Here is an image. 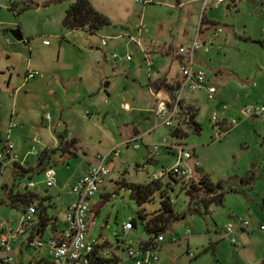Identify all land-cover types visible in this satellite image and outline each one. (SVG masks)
Masks as SVG:
<instances>
[{
  "label": "rangeland",
  "instance_id": "374dc122",
  "mask_svg": "<svg viewBox=\"0 0 264 264\" xmlns=\"http://www.w3.org/2000/svg\"><path fill=\"white\" fill-rule=\"evenodd\" d=\"M72 1L0 0V64L8 63L15 81L13 92L0 88V148L12 143L24 164L35 168L42 149L34 137L52 145V131L54 137L71 133L77 140L74 156L50 152L45 168L55 173L51 187L45 185L42 170L16 176L14 184L11 166L2 170L0 218L13 228L22 208L8 204L5 184L50 196L43 203L62 228L66 203L73 199L69 185L88 167L87 161L117 149V155L106 159L111 168L107 181L90 199L86 238L104 244L103 251L129 264L126 247H137L148 238L138 212L153 214L159 198L155 194L152 202L138 206L117 179L150 181L154 173L173 165L175 155L169 147L180 145L193 156L184 162L187 175L174 180L170 194L174 211L186 216L163 233L153 264H259L264 259V232L259 229L264 226V122L247 118L243 109L264 103V0L220 4L209 0L205 6L204 0H89L109 21L92 34L63 29L62 19ZM11 29H19L28 42L17 41ZM196 37L201 49L195 53V67L216 88L215 98L207 100L199 89L184 92L177 116L166 126L156 116L150 84L163 78L174 84L180 78L176 51ZM101 38L105 46L100 45ZM13 46L17 48L9 61L6 51ZM167 48L172 51L167 53ZM28 68L39 71L41 78L25 81ZM189 111L195 112L199 131L182 121ZM175 129L178 133H173ZM163 140L166 145H160ZM135 143L138 149L133 148ZM155 145L157 153L151 150ZM33 148L38 149L36 154L30 153ZM253 161L260 167L259 179L245 174ZM198 168L212 182H221L224 198L207 211L200 205V212L191 213L186 189L197 182ZM132 219L136 226L124 233L122 227ZM237 219L247 220L250 229H235L230 237H222L223 228H234ZM50 232L51 224L44 239ZM37 250L25 248L24 262ZM40 252L47 255L44 248Z\"/></svg>",
  "mask_w": 264,
  "mask_h": 264
},
{
  "label": "built area",
  "instance_id": "2783aa9c",
  "mask_svg": "<svg viewBox=\"0 0 264 264\" xmlns=\"http://www.w3.org/2000/svg\"><path fill=\"white\" fill-rule=\"evenodd\" d=\"M139 1L140 0H136ZM224 0H215V4L223 3ZM209 3V0H204L203 5ZM218 29L217 32H220ZM44 44H48L47 40H43ZM107 44L104 38H101L100 45ZM201 49V44L197 37L193 42L187 46H180L176 54L178 56L180 79L174 85L170 92H153L156 100L155 113L158 118L166 126H171V120L177 116L178 108L182 104V95L184 92L192 93L196 90L203 89L207 100H213L216 95V88L209 84L206 73L195 67V53ZM207 51V48L204 49ZM146 64L148 67L152 66V61L145 53ZM113 59L117 58L116 54L112 55ZM42 74L37 70H27L25 74L26 79L41 77ZM127 104L124 109H128ZM243 114L247 118H258L264 122V103L256 107H246L243 109ZM47 119L49 115H47ZM212 120L216 121V116L213 114ZM183 122H191L189 114L182 120ZM35 144H39L40 140L37 137L33 138ZM130 142V141H129ZM160 145H166V140H163ZM138 143L133 145L134 149H138ZM158 145L151 148L153 152L157 153ZM175 155V162L169 168H164L151 176V180L162 179L165 177L184 178L187 175V169L184 162L192 158L193 153L180 145H172L169 147ZM37 148H33L30 153L36 154ZM117 155L118 150L112 149L107 154L95 156L94 161L89 163L85 173L79 177L74 184L69 185L70 193L75 197L65 209L63 224L64 226L57 229L53 223L48 222L42 227L40 225L39 211L35 203H31L21 210L19 220L15 227H11L9 222L0 218V263L1 264H16L13 253V245L18 242H23L26 247H33L35 250L44 248L47 252V260L41 264H92L96 257H101L105 260L103 264H112L110 260L114 257L109 252L99 250V254H94L96 245L94 241H88L86 238L87 232V214L90 210V199L101 187L105 184L111 168L106 163L108 155ZM0 163L3 167L18 163L24 166V159H20L18 154L14 151V146L10 142H6L0 148ZM198 166V162H194V167ZM45 185L51 187L55 184V173L50 167L44 168ZM33 186L32 183L29 184ZM2 184L0 183V190ZM174 201L172 200V203ZM51 224V232L49 236L44 239V233L47 226ZM133 228L131 220L126 222L122 227L124 233H127ZM235 229L247 230L250 229L249 222L244 219H237V224L234 228L225 226L223 228L222 237H230ZM259 229L264 232V226L260 225ZM164 240L163 235L157 237V243ZM233 243L234 238H229ZM156 247H132L128 245L125 249L127 259L131 264H153L158 261Z\"/></svg>",
  "mask_w": 264,
  "mask_h": 264
},
{
  "label": "trees",
  "instance_id": "16d2710c",
  "mask_svg": "<svg viewBox=\"0 0 264 264\" xmlns=\"http://www.w3.org/2000/svg\"><path fill=\"white\" fill-rule=\"evenodd\" d=\"M37 6V5H36ZM30 7V4H26L25 8ZM13 9V5L12 8ZM109 21L103 14L96 11L90 4L89 0H73L65 11L62 19V27L65 30L85 29L89 33H95L101 27L108 25ZM151 88L156 92L159 89H165L170 91L174 88L173 84H168L165 80L157 79L151 84ZM195 112L189 111L191 122L194 124L195 130L199 131L200 126L195 123ZM228 131V128L226 129ZM179 129H175L173 133H178ZM57 139V146L55 149H45L39 156L35 168L24 167L18 163L10 164L12 168V179L16 176L24 177L26 175H32L35 171H39L45 168V164L50 159L51 151H60L63 156L76 155L77 140L73 138H67L63 132L55 133ZM199 174L198 180L195 183H191L186 189V194L189 198L188 211L191 213L200 212V205H202L205 211L208 210L210 205H220L223 202L224 192L221 182H212L208 174L198 168ZM176 178L171 176L166 178V181L162 179L150 180L146 183H135L131 181H125L121 179L118 181L120 188H124L129 191L130 197L136 202L138 206H142L145 203L152 202L154 195L157 194L159 198L158 207L153 214H146L143 210L138 212V216L141 219L144 230L148 235V238L141 241L139 246L143 247H156L157 237L163 235L173 221L183 219L186 213H176L173 209V203L170 192L173 190V184ZM48 197H40L35 192L25 188L23 191L13 190V187L7 190L6 200L12 207L21 208V210L31 203H35L39 211L40 225L44 227L52 219L47 212V207L43 201ZM132 226H136V221L131 220ZM104 244L97 246L94 254H99V250H103ZM112 264H115V259L110 260ZM105 260L101 257H96L92 264H103ZM264 264V259L259 263Z\"/></svg>",
  "mask_w": 264,
  "mask_h": 264
},
{
  "label": "crops",
  "instance_id": "0c3cea01",
  "mask_svg": "<svg viewBox=\"0 0 264 264\" xmlns=\"http://www.w3.org/2000/svg\"><path fill=\"white\" fill-rule=\"evenodd\" d=\"M23 37V36H22ZM23 40H25V41H27L28 42V40L26 39V38H24L23 37ZM45 45H48V44H45ZM16 48H17V46H15ZM14 46L13 47H9V49L6 51V53H7V58H8V60L10 61V58H11V54H13L14 53V48H15ZM167 47V46H166ZM167 50H168V52L167 53H169V52H171L172 51V49L171 48H167ZM177 55V54H176ZM177 60H178V56H177ZM9 65H8V63H5L4 64V67L0 64V88H2L3 89V91L5 90V91H11V92H13L14 91V89H15V87H14V83H15V81L13 80L12 81V74H11V72L9 71L10 69H9ZM38 67H42V68H44L45 66H38ZM13 68V67H12ZM27 70H29V68L27 69ZM27 70L25 71V74H26V72H27ZM35 78H37V77H35ZM41 78V77H40ZM24 79H25V81H27V80H30V79H26L25 78V75H24ZM32 79H34V78H32ZM180 78H178V79H176V82L175 83H177L178 82V80H179ZM162 80H165V82L166 83H168V84H170V81H168L167 79H165V78H163ZM175 83L173 84V85H175ZM209 84H212L210 81H209ZM152 90H153V88H152ZM0 91H1V89H0ZM89 91L91 92V90L89 89ZM88 91V92H89ZM170 92V91H167V90H165V89H159L158 91H156V92H160V94L161 93H163V92ZM155 92V91H154ZM199 93H203V95L205 94V92H204V90L203 89H200L199 91H198ZM155 97V96H154ZM88 113V112H87ZM191 124H193L192 122H191ZM194 125V124H193ZM223 126H225V125H223ZM226 129V128H225ZM67 138H73V139H76V137L73 135V134H71V133H68V134H64ZM50 136H51V138L53 139V143H52V145L50 144V140H48V139H43V141L41 142L40 141V143L39 144H41V149H42V151L43 150H45V149H51V148H54L55 147V145H57L58 144V142H57V139H56V137H54V134L52 133V131L50 132ZM127 142V141H126ZM108 153V152H107ZM106 153V154H107ZM76 154H77V147H76ZM109 156V155H108ZM92 161H87V164L89 165V163H91ZM87 165V166H88ZM0 166H1V171H0V174H1V172H2V170H4V168L5 167H8V166H10V164L9 165H7V166H5V167H3V165H1V163H0ZM24 167H31V166H26V164H24ZM87 170V167L85 168V170L83 171V173L82 174H79L78 175V177H77V179L79 178V177H81L84 173H85V171ZM259 170H260V167L258 166V165H256L255 164V161H253L252 163H251V166H250V168L249 169H247V171L245 172V174H251V176H253L254 177V179H259V178H261V175L259 174ZM76 179V180H77ZM108 179V178H107ZM75 180V181H76ZM118 181H120V179L118 178L117 179ZM107 181V180H106ZM104 186V185H103ZM2 187V186H1ZM3 187H4V189H10V188H8L7 187V185H5V184H3ZM7 190H4V198L6 199V197H7ZM13 190L15 191V189H14V187H13ZM39 196V195H38ZM73 196V195H72ZM44 197H48V201H50V196H48V195H45ZM74 196H73V199L72 200H70L69 202H67L66 203V206L71 202V201H73L74 200ZM4 201V199L2 198L1 199V201L0 202H3ZM47 212H48V210H47ZM51 223H53V225L57 228V229H60L59 227H57V217H51ZM144 241V240H143ZM15 245H19V248H17L16 249V246ZM25 248H27L26 247V245L23 243V242H18V243H15L14 245H13V253H14V257H15V262H16V264H41V263H43L45 260H47V258H48V256L47 255H44L42 252H40V250H37L36 252H37V254H36V256L35 257H33V258H29L28 259V262L27 263H25L24 262V256H23V250H25ZM111 255H113V257H114V259H115V264H124V261L117 255V254H114V253H110ZM127 261L129 262V264H131V262L127 259ZM1 264V263H0Z\"/></svg>",
  "mask_w": 264,
  "mask_h": 264
},
{
  "label": "water",
  "instance_id": "95a60500",
  "mask_svg": "<svg viewBox=\"0 0 264 264\" xmlns=\"http://www.w3.org/2000/svg\"><path fill=\"white\" fill-rule=\"evenodd\" d=\"M10 33L17 41L23 40L22 34L19 29H11ZM104 85L106 86L107 84L105 83Z\"/></svg>",
  "mask_w": 264,
  "mask_h": 264
}]
</instances>
